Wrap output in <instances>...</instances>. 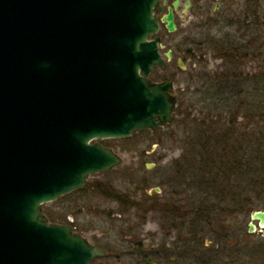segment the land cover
I'll list each match as a JSON object with an SVG mask.
<instances>
[{"label": "water", "instance_id": "obj_1", "mask_svg": "<svg viewBox=\"0 0 264 264\" xmlns=\"http://www.w3.org/2000/svg\"><path fill=\"white\" fill-rule=\"evenodd\" d=\"M161 1L0 0V264L104 255L42 205L121 163L95 141L170 124L173 83L149 76L179 0L159 17ZM252 215L264 223V210Z\"/></svg>", "mask_w": 264, "mask_h": 264}, {"label": "rangeland", "instance_id": "obj_2", "mask_svg": "<svg viewBox=\"0 0 264 264\" xmlns=\"http://www.w3.org/2000/svg\"><path fill=\"white\" fill-rule=\"evenodd\" d=\"M170 1L172 0L161 1L162 11L158 14L159 17L167 12L166 8L172 4ZM184 3L185 0H179V6L174 11V32H167L165 24L159 23L160 29L156 34L160 38L159 51L163 61L168 51H171L172 59L162 67L154 68L149 76L157 83H173L171 93L177 97V102L170 124L155 130L134 132L127 138L95 141L111 148L121 158V163L111 170L90 175L83 188L42 205V213L49 223L69 225L91 244L108 249V259L91 264H133V226L141 223L145 215L147 233H154L161 219L158 211H163L166 205L177 204L181 208L178 211L195 207L200 201L209 206L224 205L219 203L231 205L230 198L224 197L223 193L215 196L210 191L208 194L201 190L198 193L194 188L187 189L186 181L174 179V170L177 168L174 165L177 161L180 162L189 137L200 128L198 121L210 116L214 133L229 132L231 128L228 125V113L232 111V121L235 122L233 133L236 131L237 134L246 133L250 136L258 130L256 125L249 123L251 120L244 117L237 119L245 114L238 105L230 110L209 109L213 106L208 98L212 94L210 86L213 82L210 79L224 72L227 67L222 57L211 50L198 49V42L216 30L209 29L210 26L201 27L204 23L197 14L199 11H195V8L184 10ZM262 4L260 15H264V3ZM260 41L262 47L255 49L258 54L249 52L241 57L238 67L231 69L242 74V89H247L249 98L254 99V102L258 97L251 95V92L258 86L259 97L264 99V39ZM178 60L182 62V67L178 66ZM238 185L240 189L243 187L240 183ZM155 188L159 191L156 192ZM112 192L123 200L121 204L110 196ZM241 193L244 204L234 206L235 210L231 211L264 208V186L252 188L249 185ZM220 196L225 199L223 202L220 201ZM238 218L243 217L239 215Z\"/></svg>", "mask_w": 264, "mask_h": 264}, {"label": "flooded vegetation", "instance_id": "obj_3", "mask_svg": "<svg viewBox=\"0 0 264 264\" xmlns=\"http://www.w3.org/2000/svg\"><path fill=\"white\" fill-rule=\"evenodd\" d=\"M262 3L264 0H190L187 10L195 8L199 11L197 14L204 23L201 27L210 26L209 29L216 30L198 42V49L211 50L217 55L226 52L240 56L237 61L226 63L230 69L238 67L241 57L249 52L258 54L255 49L262 47L260 40L264 39V15H260ZM186 4L187 0L182 8ZM171 59L165 56L163 65ZM243 100L242 106L235 104L242 107L245 113L237 119L253 118L249 123L255 125L257 113L264 115V99L258 96L254 102L247 95ZM235 106L231 105L230 109ZM231 112L228 113V125L232 133L229 136L233 140L239 134L236 131L233 133L235 122ZM259 210L264 208H246L245 211H158L161 219L154 233H147L144 215L141 223L133 226V264H264V223L252 217ZM239 215L243 218L239 219ZM92 245L101 248L104 255L88 264L109 258L107 248Z\"/></svg>", "mask_w": 264, "mask_h": 264}, {"label": "trees", "instance_id": "obj_4", "mask_svg": "<svg viewBox=\"0 0 264 264\" xmlns=\"http://www.w3.org/2000/svg\"><path fill=\"white\" fill-rule=\"evenodd\" d=\"M218 56L222 57L221 59L225 63L235 62L237 58H240V56H232L226 52L218 54ZM242 78V74L228 67L218 76L212 77L210 79L213 82L210 86L212 94L208 98L212 101L213 106H210L209 109H230L231 105H242L243 99L249 94L246 88H244V91L242 89L240 83L243 80ZM252 90L251 95L258 97L260 87L258 86ZM259 115L257 113V118L254 119L258 129L255 134L249 136L246 133H239V136H235L233 140H231L229 136L231 134L227 131L214 133L212 122L209 120L210 116L203 117L202 121H198L200 128L193 133V136L189 137L180 162L177 161L174 165L177 167L174 170L176 171L174 179L175 181H186L185 187L187 189L194 188L198 193L202 191L208 194V191H210L214 193V196L217 193H223L224 197L230 198L231 202L229 204L231 205L226 206V203H219L224 205L209 206L208 203L200 201L195 204V207L190 206L182 210H235L234 206L244 204L243 193L240 194V191H244L249 185L252 188H257V185L259 187L264 186V124L260 125V122L264 123V115L261 113ZM245 146L246 149H244ZM239 183L243 186L241 189ZM260 191L258 190V192ZM109 192L111 191L109 190ZM110 196L119 204L123 202L115 192H112ZM223 196L219 197L222 202L225 200ZM179 209L181 208L177 204H172L166 205L163 211L174 213L172 211L176 212Z\"/></svg>", "mask_w": 264, "mask_h": 264}]
</instances>
